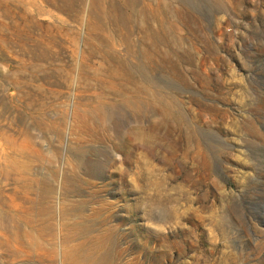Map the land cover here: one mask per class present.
<instances>
[{
	"label": "rangeland",
	"instance_id": "obj_1",
	"mask_svg": "<svg viewBox=\"0 0 264 264\" xmlns=\"http://www.w3.org/2000/svg\"><path fill=\"white\" fill-rule=\"evenodd\" d=\"M47 1L0 0V264H264V0H139L123 36Z\"/></svg>",
	"mask_w": 264,
	"mask_h": 264
},
{
	"label": "bare ground",
	"instance_id": "obj_2",
	"mask_svg": "<svg viewBox=\"0 0 264 264\" xmlns=\"http://www.w3.org/2000/svg\"><path fill=\"white\" fill-rule=\"evenodd\" d=\"M91 1H92L91 3H93L95 8L98 10L97 15L99 18H102V19L104 18L106 20H109V22L117 24L118 32L120 33V35L123 36L126 33H128L129 29H126V28L128 27L127 24L129 20L131 19V14L127 12V9L132 4L138 2L139 0H91ZM47 2L51 6H54L60 12L68 13V14L70 12H74L75 15L76 13L80 15V13L82 12V8H84L88 0H50ZM19 5H20V9H23V11L26 14V23L22 27L15 24L11 32L10 39L14 41L16 40V43L18 44L29 45L27 47V50H30L33 54L40 56L44 53L47 55L48 48L45 46L44 36L42 33L35 31V30L41 29L44 26V22L37 20L34 16H31L30 11H29L30 9L26 8L22 4L18 3L17 5L13 3V6H19ZM13 6L10 4L8 7L10 8L9 11H11V14H14L13 16H15L16 9L12 8ZM148 6H150L149 7L150 11H152L153 4L147 3L146 7ZM0 8H1V5H0ZM39 12H42V11L40 10ZM29 16L32 18L31 20H29ZM30 21H33V22L31 24H28V22ZM52 26L53 24L52 25L48 24L47 28L51 29ZM112 44L114 45V43ZM38 51L40 53H38ZM107 54L117 59L116 55L114 54V51L112 50L108 51Z\"/></svg>",
	"mask_w": 264,
	"mask_h": 264
}]
</instances>
